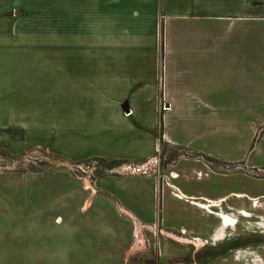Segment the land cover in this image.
I'll return each instance as SVG.
<instances>
[{"label": "crops", "instance_id": "obj_1", "mask_svg": "<svg viewBox=\"0 0 264 264\" xmlns=\"http://www.w3.org/2000/svg\"><path fill=\"white\" fill-rule=\"evenodd\" d=\"M45 5L49 14L58 8L78 16L73 27L60 22L66 33L78 32V62L116 64L122 72L78 74V112L91 107L90 123L109 135L100 147L89 140L93 151L79 158L142 162L160 141L173 150L157 161V179L129 175L150 179L163 214L141 220L132 208L146 181L128 188L120 205L129 232L111 233L123 238L127 262L148 264L143 226L160 236L157 264H264V244L243 240L264 237V15L255 0ZM78 116L88 128L87 114ZM232 165L239 167L224 168Z\"/></svg>", "mask_w": 264, "mask_h": 264}, {"label": "rangeland", "instance_id": "obj_2", "mask_svg": "<svg viewBox=\"0 0 264 264\" xmlns=\"http://www.w3.org/2000/svg\"><path fill=\"white\" fill-rule=\"evenodd\" d=\"M58 1L0 0V264H131L123 253V238L111 234L129 232L132 221L121 205L128 188L146 181L129 175L157 179V161L173 150L160 141L147 160L123 159L111 168L105 162L112 159L79 158L93 151L89 140L100 147L109 135L90 123L91 107L78 112V74L122 72L116 64L78 62V32L66 33V25L60 24L67 18L73 27L78 16L66 9L46 12V2ZM255 4L264 15V0ZM79 114H87L88 128L78 126L85 122ZM158 131L153 132L157 137ZM145 163V173L120 172L121 165ZM146 184L132 209L141 220L155 222L162 205L157 191L151 198L150 179ZM141 230L145 260L157 264L160 236L143 226ZM243 240L264 244V237Z\"/></svg>", "mask_w": 264, "mask_h": 264}, {"label": "built area", "instance_id": "obj_3", "mask_svg": "<svg viewBox=\"0 0 264 264\" xmlns=\"http://www.w3.org/2000/svg\"><path fill=\"white\" fill-rule=\"evenodd\" d=\"M126 113H130V110ZM147 164H141V165H132V164H127V165H121L120 172H125L129 171V173H145L146 172V167ZM239 166L238 165H232V166H226L224 167L226 170H232V169H237Z\"/></svg>", "mask_w": 264, "mask_h": 264}, {"label": "trees", "instance_id": "obj_4", "mask_svg": "<svg viewBox=\"0 0 264 264\" xmlns=\"http://www.w3.org/2000/svg\"><path fill=\"white\" fill-rule=\"evenodd\" d=\"M122 160L120 159H112V160H109L108 162H105V166L107 168H111L114 164H117V163H120Z\"/></svg>", "mask_w": 264, "mask_h": 264}, {"label": "water", "instance_id": "obj_5", "mask_svg": "<svg viewBox=\"0 0 264 264\" xmlns=\"http://www.w3.org/2000/svg\"><path fill=\"white\" fill-rule=\"evenodd\" d=\"M129 109L127 107L124 108V112H128Z\"/></svg>", "mask_w": 264, "mask_h": 264}, {"label": "bare ground", "instance_id": "obj_6", "mask_svg": "<svg viewBox=\"0 0 264 264\" xmlns=\"http://www.w3.org/2000/svg\"><path fill=\"white\" fill-rule=\"evenodd\" d=\"M231 219V218H230ZM232 220V219H231Z\"/></svg>", "mask_w": 264, "mask_h": 264}]
</instances>
